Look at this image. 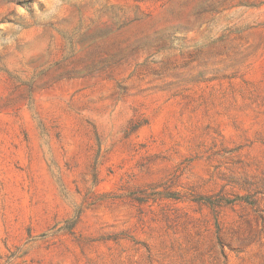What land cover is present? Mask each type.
I'll list each match as a JSON object with an SVG mask.
<instances>
[{
  "label": "rangeland",
  "instance_id": "1",
  "mask_svg": "<svg viewBox=\"0 0 264 264\" xmlns=\"http://www.w3.org/2000/svg\"><path fill=\"white\" fill-rule=\"evenodd\" d=\"M0 264H264V0H0Z\"/></svg>",
  "mask_w": 264,
  "mask_h": 264
}]
</instances>
